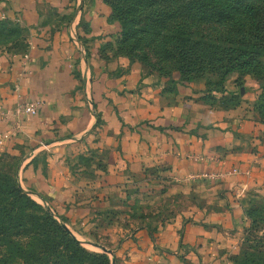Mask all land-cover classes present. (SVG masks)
<instances>
[{"label":"crops","instance_id":"1","mask_svg":"<svg viewBox=\"0 0 264 264\" xmlns=\"http://www.w3.org/2000/svg\"><path fill=\"white\" fill-rule=\"evenodd\" d=\"M4 17L30 28L26 50L0 49V148L26 192L111 264H235L264 198L261 81L231 72L228 105L148 73L109 50L103 0H0ZM29 102L37 114L18 111ZM180 190L191 204L164 214L156 202Z\"/></svg>","mask_w":264,"mask_h":264},{"label":"trees","instance_id":"2","mask_svg":"<svg viewBox=\"0 0 264 264\" xmlns=\"http://www.w3.org/2000/svg\"><path fill=\"white\" fill-rule=\"evenodd\" d=\"M107 1L127 30L124 35L134 30L136 37L139 33H148L154 39L164 35V38L175 40L177 63L183 74H196L198 77H204L206 71L218 74L220 79L213 85L207 83L209 86L204 89L208 98L216 99L215 96L221 93L223 103L237 104L238 94H225L227 76L231 72H239L237 83L242 85L244 74L253 71L261 81L262 91L256 107L264 119V66L261 62L264 57V0ZM17 190L26 193L19 185ZM23 198L32 199L27 195ZM252 204L250 201L245 209L249 218L254 211ZM45 210L46 220L52 226L43 235L45 246L51 240L47 254L63 252L70 260L76 258L81 264L88 260L93 264H110L107 253L85 249L48 208Z\"/></svg>","mask_w":264,"mask_h":264},{"label":"rangeland","instance_id":"3","mask_svg":"<svg viewBox=\"0 0 264 264\" xmlns=\"http://www.w3.org/2000/svg\"><path fill=\"white\" fill-rule=\"evenodd\" d=\"M103 1L109 11L108 20L117 30L115 43H111L109 47L115 55L125 56L131 62H138L148 73H156L183 84L188 83L202 90L220 79L218 74L209 71H206L204 77L183 74L179 70L180 64L177 63L174 47L176 41L171 38H164L163 35L162 38L154 39L151 34L139 32L140 35L136 37L133 34L134 30L124 35L127 30L117 18L116 12L107 0ZM115 2L116 0H112V3ZM29 34L30 28L21 21L8 17L0 18V49L26 50L30 46ZM261 62L264 66V57L261 58ZM252 72H246L244 77L251 76L256 79L257 75ZM20 163L18 154L0 148V264H81L76 258L70 260L63 252L47 254L51 240H48L45 246L43 235L52 227L46 220L47 207L22 187L18 178ZM18 185L26 193L17 190ZM26 195L35 203L32 199L28 201L23 198ZM192 200V196L180 190L177 193V203L172 197H162L159 200L161 202H156V205L161 204L164 207V214L168 215L171 209L188 208ZM252 207H254L252 216L240 229L242 235L237 245V253L234 255L235 264H264V198L255 199ZM82 246L90 252H103L83 242ZM109 259L111 264V258ZM85 264L93 263L88 260Z\"/></svg>","mask_w":264,"mask_h":264},{"label":"built area","instance_id":"4","mask_svg":"<svg viewBox=\"0 0 264 264\" xmlns=\"http://www.w3.org/2000/svg\"><path fill=\"white\" fill-rule=\"evenodd\" d=\"M26 61L29 60V54H26ZM19 112L25 113V114H37L38 112V103L36 102H29L25 105H22L18 109ZM232 172H239L238 169H234ZM206 176H213L207 174ZM233 194L235 195L236 199L242 200L245 196V190L243 188H235L233 191Z\"/></svg>","mask_w":264,"mask_h":264}]
</instances>
